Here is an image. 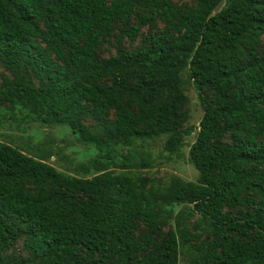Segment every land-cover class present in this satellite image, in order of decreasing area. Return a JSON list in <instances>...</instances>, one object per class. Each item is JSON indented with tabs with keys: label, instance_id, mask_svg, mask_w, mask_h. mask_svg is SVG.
<instances>
[{
	"label": "trees",
	"instance_id": "1",
	"mask_svg": "<svg viewBox=\"0 0 264 264\" xmlns=\"http://www.w3.org/2000/svg\"><path fill=\"white\" fill-rule=\"evenodd\" d=\"M0 111L95 150L0 140V264H264V0H0Z\"/></svg>",
	"mask_w": 264,
	"mask_h": 264
},
{
	"label": "rangeland",
	"instance_id": "2",
	"mask_svg": "<svg viewBox=\"0 0 264 264\" xmlns=\"http://www.w3.org/2000/svg\"><path fill=\"white\" fill-rule=\"evenodd\" d=\"M188 97V123L196 124L201 109L190 84L185 89ZM10 117L6 111H0V140L13 146L20 147L26 152L33 151L37 146L49 147L53 153L47 160L56 169L74 174L73 166L79 162H86L95 153L91 145L78 143L66 125L43 126L36 121L22 118L18 112ZM194 138V133L184 137V143L177 154H169L162 148L164 136L153 139L136 141L135 145L143 147L150 153L151 166L142 171L154 179L168 178L175 175L184 180H195L196 170L187 161L188 143ZM179 264H185L180 258Z\"/></svg>",
	"mask_w": 264,
	"mask_h": 264
}]
</instances>
